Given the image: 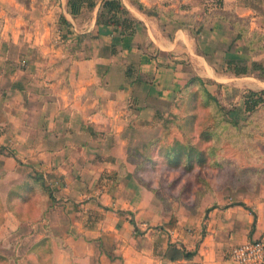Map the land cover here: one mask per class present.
I'll return each instance as SVG.
<instances>
[{
	"label": "crops",
	"instance_id": "0c3cea01",
	"mask_svg": "<svg viewBox=\"0 0 264 264\" xmlns=\"http://www.w3.org/2000/svg\"><path fill=\"white\" fill-rule=\"evenodd\" d=\"M121 1L129 30L96 26L98 4L72 17L66 0H0V264H237L231 249L264 237V198L173 217L126 152L135 119L193 76L210 92L255 76L224 64L227 12L264 32V0ZM170 243L194 255L168 260Z\"/></svg>",
	"mask_w": 264,
	"mask_h": 264
},
{
	"label": "rangeland",
	"instance_id": "374dc122",
	"mask_svg": "<svg viewBox=\"0 0 264 264\" xmlns=\"http://www.w3.org/2000/svg\"><path fill=\"white\" fill-rule=\"evenodd\" d=\"M219 1L215 0L214 3L219 4ZM243 1L262 10L261 3L256 4L257 0ZM232 14L236 16L234 12ZM227 15L230 13L227 12ZM260 33H263V39L254 43L264 46V32ZM258 56H261L259 61L264 64V50ZM249 58L250 56L247 59ZM254 75L235 79L224 90L220 84H212L215 87L212 95L229 113L221 111L222 115H219L213 104L205 105V93L199 90L198 84H194L187 90L189 93L178 94L171 105L159 106L162 115H155L151 120L135 119L138 129L131 132L133 146H139L160 134L162 121L169 113L194 115L197 130L205 123L215 125V138L207 143H199L201 149L212 155L206 165H195L191 172H184L180 168L168 169L160 158L156 170L138 173L139 184L151 193L153 200L163 209L170 211L173 217H176L178 210L196 214L208 204L238 203L264 198V104L255 112L246 113L240 92L248 88L264 89V80H258L256 72ZM206 84L205 87L210 92L209 83ZM234 120L237 121L236 126L230 123ZM197 132L187 130L186 136L191 141H198ZM172 136L184 139V134L176 128L171 129L170 137Z\"/></svg>",
	"mask_w": 264,
	"mask_h": 264
},
{
	"label": "trees",
	"instance_id": "16d2710c",
	"mask_svg": "<svg viewBox=\"0 0 264 264\" xmlns=\"http://www.w3.org/2000/svg\"><path fill=\"white\" fill-rule=\"evenodd\" d=\"M220 3L221 1H219V4ZM24 4L27 6L28 0H24ZM97 4L98 8L95 17L96 26L104 25L120 27L123 30L131 29L133 21L129 16V11L122 4L121 0H66L67 12L72 17H76L83 12H86V14L92 12ZM256 4H260V1L257 0ZM138 6L142 8V5L139 3ZM251 7L256 9V5H251ZM228 18L235 30L234 37L228 45V50H230V48H237L238 55L233 52L228 54V56L224 58V64L231 68L235 75L256 72L257 77L264 79V64L254 58L264 50L262 44L256 45V43H254L257 40L261 41L263 39V33L250 30L248 22L244 18H239L232 13L228 15ZM176 19L179 20L178 17H176ZM180 20L187 19L180 18ZM58 21L62 25L69 24L63 14H60ZM240 22L243 24L239 25ZM254 37H257V39H254ZM247 55L250 56L249 59H247ZM194 84H198L199 90L205 93V105L213 104L219 115H222L221 111H226V113L230 112L224 110L223 105H221L212 93L207 90L204 82L196 76L190 78L179 95L182 93H189L190 91L187 90ZM218 85L219 84H217V86ZM240 92L242 94L244 111L246 113H253L264 104V89L255 90L248 88ZM195 120V116L189 113L186 116L169 113V116L162 121V131L160 134L141 143L139 146L127 145L126 152L128 160L134 164L136 178L138 179V173L156 170L159 167L160 158L168 169L180 168L184 172H191L195 165H206L212 155L206 150L201 149L199 143H207L215 138V125L205 123L197 130L195 129ZM225 122L227 121L225 120ZM230 123L236 126L237 121L234 120ZM173 128H176L178 132L184 134L183 140L174 136L170 137V132ZM190 129L198 131L196 137L198 141H191L190 138L186 136V131ZM212 152H214V150H212ZM193 255V252L186 251L181 245L179 246L175 243L168 244L164 252V257L168 260L182 258L190 259Z\"/></svg>",
	"mask_w": 264,
	"mask_h": 264
},
{
	"label": "built area",
	"instance_id": "2783aa9c",
	"mask_svg": "<svg viewBox=\"0 0 264 264\" xmlns=\"http://www.w3.org/2000/svg\"><path fill=\"white\" fill-rule=\"evenodd\" d=\"M230 258L237 264H264V237L234 246Z\"/></svg>",
	"mask_w": 264,
	"mask_h": 264
}]
</instances>
